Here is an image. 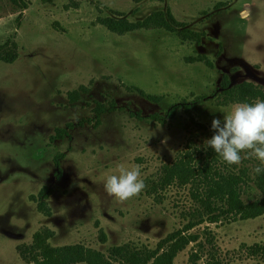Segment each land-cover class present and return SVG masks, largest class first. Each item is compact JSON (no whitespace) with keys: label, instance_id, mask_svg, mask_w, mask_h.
I'll list each match as a JSON object with an SVG mask.
<instances>
[{"label":"rangeland","instance_id":"rangeland-1","mask_svg":"<svg viewBox=\"0 0 264 264\" xmlns=\"http://www.w3.org/2000/svg\"><path fill=\"white\" fill-rule=\"evenodd\" d=\"M24 3L21 10L0 0V44L18 48L13 63L0 62V264H35L29 247L45 229L51 247L82 245L128 264L129 253L153 250L189 223H198L188 232L198 243L173 264H190L192 253L195 264H264L251 249L264 242V214L210 223L194 186L168 182L165 173L186 153L197 165L213 151L211 121L237 104L226 103L224 77L230 87L249 82L264 90V0ZM158 11L171 31L118 35L99 22H138ZM241 157L229 166L219 156L217 164L244 176L245 203H264V172L254 173L250 153ZM118 164L140 165L145 184L124 203L104 191Z\"/></svg>","mask_w":264,"mask_h":264},{"label":"trees","instance_id":"trees-1","mask_svg":"<svg viewBox=\"0 0 264 264\" xmlns=\"http://www.w3.org/2000/svg\"><path fill=\"white\" fill-rule=\"evenodd\" d=\"M21 10L26 9L24 0H10ZM23 13L19 15L22 16ZM169 18L176 22L169 13ZM100 24L104 25L109 31L118 35L125 33L150 29L154 26L164 28L171 31V22L164 18L161 12H155L146 17L143 21L130 22L125 19L102 18ZM177 26H181L176 22ZM18 48L15 42L8 40L0 44V62L13 63L17 59ZM208 61V60H204ZM208 66L210 62H206ZM83 88V87H81ZM222 88L224 90L226 103H248L254 104L257 101H264V90L258 88L252 83L242 82L230 87L226 77L222 79ZM140 93L144 94L142 90ZM71 100L78 98V92L70 94ZM150 100L161 99L157 96H147ZM202 98H199L201 102ZM115 104L111 103L108 111H115ZM104 107L96 111L97 119L95 126L100 122L99 115L105 113ZM168 116H172V110L168 112ZM202 128L204 125L199 124ZM212 135L214 131L209 130ZM219 155L214 151H209L205 158L195 165L193 156L186 153L179 160L165 169L168 182L176 181L181 185L192 184L194 186L193 196L202 205L204 214L210 223L220 222L226 216H239L243 219L254 218L264 214V203L252 201L245 203L241 197V184L245 182L244 176L239 173L224 172L218 166ZM217 168H216V167ZM50 191H41L40 196L47 198ZM40 212L50 214V210L46 207L45 202L40 201L38 204ZM201 221V220H200ZM198 221V222H200ZM198 224V223H197ZM197 224L189 223L183 229L178 230L160 241L153 250L132 251L127 255L128 264H173L176 255L183 251L190 243H198V235L188 233ZM52 232L48 229L36 232L33 235L32 244L29 247L31 261L35 264H77L86 262L88 264H116L104 259L103 255L82 245L51 247L48 239L52 237ZM252 255H260L264 258V242L260 245L251 247ZM28 252V251H25ZM190 264H195L199 259L197 253L190 256Z\"/></svg>","mask_w":264,"mask_h":264},{"label":"clouds","instance_id":"clouds-1","mask_svg":"<svg viewBox=\"0 0 264 264\" xmlns=\"http://www.w3.org/2000/svg\"><path fill=\"white\" fill-rule=\"evenodd\" d=\"M214 135L207 145L229 166L241 163L242 152H248L258 161L255 174L264 172V101L254 104L237 103L223 119L211 121ZM141 166L118 164L115 174L107 176L104 183L106 195L119 203L138 196L145 188Z\"/></svg>","mask_w":264,"mask_h":264}]
</instances>
